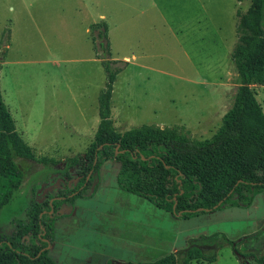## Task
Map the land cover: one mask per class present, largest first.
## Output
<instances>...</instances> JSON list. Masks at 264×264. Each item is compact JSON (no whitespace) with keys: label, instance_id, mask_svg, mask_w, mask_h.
<instances>
[{"label":"rangeland","instance_id":"rangeland-1","mask_svg":"<svg viewBox=\"0 0 264 264\" xmlns=\"http://www.w3.org/2000/svg\"><path fill=\"white\" fill-rule=\"evenodd\" d=\"M249 4L250 0H104L112 57L135 56L113 84L111 116L116 129L179 125L193 138H210L239 84L230 53L236 41V11ZM30 10L19 0H0V88L16 131L34 157L53 159L55 164L42 168L37 162H19L23 183L0 210V229L8 235L53 168L61 170L57 177H66V159L83 155L94 140L97 99L106 81L94 49L71 54L69 35L56 32L61 24L55 19L39 23ZM51 10L57 13L54 6ZM252 89L264 112V84ZM119 166L114 159L102 162L93 194L59 206L62 215L54 220V241L48 248L58 264L153 261L184 249L190 238L215 232L240 240L236 248L242 254L256 259L264 255V192L249 207L183 219L121 190L116 182ZM215 245L203 250L209 252ZM218 245L216 261L198 263L240 264L229 243L220 238Z\"/></svg>","mask_w":264,"mask_h":264},{"label":"trees","instance_id":"trees-1","mask_svg":"<svg viewBox=\"0 0 264 264\" xmlns=\"http://www.w3.org/2000/svg\"><path fill=\"white\" fill-rule=\"evenodd\" d=\"M236 16V41L230 58L239 84L222 124L203 140L191 137L189 130L179 125L142 124L123 132L116 129L111 96L116 77L127 62L112 58L106 22L90 24L93 48L106 81L97 99L99 124L94 140L83 155L66 159V178L74 176L79 181L74 185L72 180L68 185L64 179V188L59 189L56 180L61 170L53 168L48 182L39 185L35 199L30 197L21 210L22 218L15 220V231L8 235L0 229V264H58L48 248L54 241V220L62 215L59 206L91 196L100 165L112 159L120 165L116 182L121 190L174 216L188 219L227 207L251 206L255 197L264 192V112L252 89L264 84V0H250L246 10L237 9ZM21 160L37 162L42 168L55 164L53 159L34 157L17 133L0 89V210L23 183ZM70 168H74V175L69 173ZM43 187H49L45 194ZM220 238L230 245L234 242L224 233L215 232L190 238L184 249L153 261L114 260L107 264L214 262ZM214 244L211 251L203 250ZM256 260L261 263L264 255Z\"/></svg>","mask_w":264,"mask_h":264},{"label":"crops","instance_id":"crops-1","mask_svg":"<svg viewBox=\"0 0 264 264\" xmlns=\"http://www.w3.org/2000/svg\"><path fill=\"white\" fill-rule=\"evenodd\" d=\"M103 1L104 0H102V2L100 0H19L23 8L34 10V19L39 23L47 24V22H51L53 19H55V22L60 23L61 28L57 27L56 32L58 35L62 33L69 35L70 48L68 47V49H71V54L74 55L81 54L83 48L89 49V51L90 48L92 50L94 49L89 26L100 20L106 22L109 18V12L104 8ZM117 1L120 2V0ZM52 6L57 10L56 14H53L51 10ZM109 42L111 50L110 38ZM134 58V55H123L121 59H114L132 62ZM141 241L142 240H140L139 243H141Z\"/></svg>","mask_w":264,"mask_h":264},{"label":"flooded vegetation","instance_id":"flooded-vegetation-1","mask_svg":"<svg viewBox=\"0 0 264 264\" xmlns=\"http://www.w3.org/2000/svg\"><path fill=\"white\" fill-rule=\"evenodd\" d=\"M64 163H66V162H64ZM71 171V168L69 169V173H71V175H74L75 174V172L74 173H72V172H70ZM64 179H66L67 180V183H68V185H70V183H71V181L73 180V182H74V185H76L77 184V178H74V176H73V178H71V179H67L66 177H57V180H56V184L58 185V188L59 189H63L64 188V183H65V180ZM47 189H49V187H47V188H45V187H43V194H45L46 193V191H47ZM245 256H246V260L249 262V263H255V264H264V260L261 262V263H259L256 259H251V258H249V256H252L251 254H244Z\"/></svg>","mask_w":264,"mask_h":264},{"label":"water","instance_id":"water-1","mask_svg":"<svg viewBox=\"0 0 264 264\" xmlns=\"http://www.w3.org/2000/svg\"><path fill=\"white\" fill-rule=\"evenodd\" d=\"M240 240L238 241H235L231 244L232 248H233V252L235 254V256L237 257L238 261L240 264H255V263H249L247 260H246V256L242 253H240L237 248H236V245L239 243ZM249 258L251 259H255V257L252 255V256H249Z\"/></svg>","mask_w":264,"mask_h":264}]
</instances>
